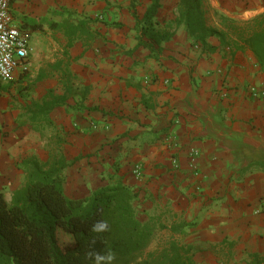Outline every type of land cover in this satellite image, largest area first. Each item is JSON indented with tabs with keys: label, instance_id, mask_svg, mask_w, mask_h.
I'll return each instance as SVG.
<instances>
[{
	"label": "crops",
	"instance_id": "1",
	"mask_svg": "<svg viewBox=\"0 0 264 264\" xmlns=\"http://www.w3.org/2000/svg\"><path fill=\"white\" fill-rule=\"evenodd\" d=\"M178 1L160 0L154 22L174 36L155 58L137 47L135 19L151 0H12L16 23L31 36V75L45 86L20 109L0 101V124L11 131L7 145L0 142V173L16 160L11 170L23 184L11 186L18 190L24 159L64 158L69 198L121 182L139 194V216L158 217L168 244L192 247L196 264L264 262V213H255L264 203V102L248 92L264 87V68L230 29L264 14V0H201L207 24L226 34L224 44L210 38L206 46L177 27ZM42 20H88L99 37L68 48L48 23L31 28ZM66 87L68 105L51 113L53 125L42 132L19 126L23 108Z\"/></svg>",
	"mask_w": 264,
	"mask_h": 264
},
{
	"label": "trees",
	"instance_id": "2",
	"mask_svg": "<svg viewBox=\"0 0 264 264\" xmlns=\"http://www.w3.org/2000/svg\"><path fill=\"white\" fill-rule=\"evenodd\" d=\"M151 1L142 19L135 16L137 47L148 49L150 55L157 58L162 45L170 41L174 33L156 27L154 20L161 3ZM44 23L64 33L68 48L82 37L87 40L99 37V33L89 27L88 20L61 24L42 20L30 26L33 30H42ZM175 23L177 27L184 26L199 45L206 46L210 38L225 43V32L207 24L201 0H179ZM230 29L237 34L239 48L248 49L264 68V14L242 28L231 26ZM70 94V87L65 88L63 95L48 91L41 101H33L23 108L19 126L30 125L35 132L44 131L53 125L51 113L68 105ZM69 165L64 158L42 163L36 157H28L19 165L26 183L13 193L11 203L0 191V264H94L88 258L89 253L105 254L109 250L115 254L114 264H196L194 249L175 241L138 261L158 233L166 229L161 220L150 217L142 221L139 194L121 182L100 188L88 198H69L65 192V171ZM261 166L264 167V163ZM100 219L108 222L109 230L98 235L91 228ZM60 229L72 234L74 242L64 233L58 235ZM62 236L68 242L63 243ZM258 258L255 257L253 264H264Z\"/></svg>",
	"mask_w": 264,
	"mask_h": 264
},
{
	"label": "built area",
	"instance_id": "3",
	"mask_svg": "<svg viewBox=\"0 0 264 264\" xmlns=\"http://www.w3.org/2000/svg\"><path fill=\"white\" fill-rule=\"evenodd\" d=\"M11 3L12 0H0V81L10 80L19 69L27 70L33 53L31 36L16 23ZM248 92L252 99L264 102V87L250 86ZM192 168L195 170L194 165ZM133 173L136 177H142V167H136ZM255 213H264V203Z\"/></svg>",
	"mask_w": 264,
	"mask_h": 264
},
{
	"label": "rangeland",
	"instance_id": "4",
	"mask_svg": "<svg viewBox=\"0 0 264 264\" xmlns=\"http://www.w3.org/2000/svg\"><path fill=\"white\" fill-rule=\"evenodd\" d=\"M50 75V74H49ZM53 74H51L52 76ZM16 78V77H15ZM15 78H11L10 80L7 81H0V101L3 100L4 98L7 97V102H11L12 104L17 108L20 109L23 107V104H27L31 100L39 99L42 89L44 88L45 84H40L39 82L36 81L37 76L31 75L30 72V67H27V70H22L21 73L18 74L17 76V81H22L23 85L21 87H18L17 89H12V84L15 82ZM3 86H9L10 90L3 89ZM7 93V95H3V93ZM40 94V95H39ZM36 95V96H35ZM8 134L9 136L5 137L4 135ZM11 131L6 129L4 125L0 124V142L2 143V146H5L9 141ZM11 139V137H10ZM8 155H11L10 153ZM7 155V156H8ZM5 156V162H6V157ZM21 159V157H20ZM16 161V160H15ZM15 161L11 163H5L6 167L4 170H1L2 172L0 173V191H5L8 194V198H11L13 195L14 191L18 188L11 186V182L13 180H20V177L17 173V175L14 174V170H11L12 167L16 166L17 167V162L15 164ZM17 176V177H16ZM20 183L23 184V180H20ZM4 184V185H2ZM20 188V187H19ZM140 219L142 221H145V217L141 216ZM62 233L66 234L72 241L74 242V237L72 234L60 229L58 231V235H61ZM160 233V232H159ZM61 241L63 243L68 242V239L65 236L61 237ZM169 242V236L167 232L160 233L159 235L156 236L155 240L153 243L150 245V247L144 252V254L141 256V258L138 259V261L145 260L148 258L150 253L157 252L160 249L164 248L167 246Z\"/></svg>",
	"mask_w": 264,
	"mask_h": 264
},
{
	"label": "clouds",
	"instance_id": "5",
	"mask_svg": "<svg viewBox=\"0 0 264 264\" xmlns=\"http://www.w3.org/2000/svg\"><path fill=\"white\" fill-rule=\"evenodd\" d=\"M109 230V224L106 220H97L91 228V231L96 234H102ZM88 258L94 261V264H114L115 254L112 251H107L105 254L89 253Z\"/></svg>",
	"mask_w": 264,
	"mask_h": 264
}]
</instances>
